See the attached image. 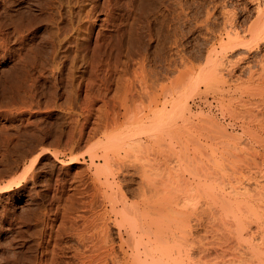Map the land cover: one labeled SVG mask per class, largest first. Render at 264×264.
<instances>
[{
	"label": "rangeland",
	"instance_id": "rangeland-1",
	"mask_svg": "<svg viewBox=\"0 0 264 264\" xmlns=\"http://www.w3.org/2000/svg\"><path fill=\"white\" fill-rule=\"evenodd\" d=\"M260 25L264 26V0H0V185L26 174L21 186L0 194V264H17L19 256V264H25L30 251L37 254L32 264H47L53 257L57 260L50 264H85L75 260L74 249L80 246L68 234L70 223L62 221L68 205L64 198L75 194L72 185L79 186L72 176L87 169L94 174V167L101 165L102 161L90 165L94 144H132L138 139L148 145L157 141L165 149L159 157L160 162L164 159L162 171L157 175L151 169L141 176L129 167L136 164L130 162L133 158L113 155L114 163L124 162L128 170L117 175L119 188L112 190L124 194L126 204L145 209L139 221L152 231L171 226L177 231V243L183 245L189 238L191 225L194 251L189 259L183 252L176 255L179 264H242L248 247L264 245V27ZM252 28L261 30L258 36L257 31L251 35ZM60 39L67 41L62 45ZM91 61L96 64L93 75ZM154 97L159 103L152 101ZM97 111L103 117L109 113L104 118L111 119L104 122ZM156 133L161 135L158 140ZM39 152L44 153L42 159L31 167ZM72 155L78 157L75 163L68 162ZM100 180L97 204L101 205L111 189L103 177ZM81 188L88 192L81 190L84 195L77 194V200L73 196L76 211L68 208L77 225L82 223L80 216L92 214L84 205L90 189ZM243 205L259 215L251 211L253 217ZM100 209L110 210L107 204L95 212ZM234 216L245 224L241 232ZM109 224L115 259L121 262L118 228ZM63 229L67 234H61ZM261 255L264 260V252ZM117 260L114 264L120 263Z\"/></svg>",
	"mask_w": 264,
	"mask_h": 264
},
{
	"label": "bare ground",
	"instance_id": "bare-ground-1",
	"mask_svg": "<svg viewBox=\"0 0 264 264\" xmlns=\"http://www.w3.org/2000/svg\"><path fill=\"white\" fill-rule=\"evenodd\" d=\"M51 1V0H50ZM65 1H67V0H65ZM44 2V1H43ZM50 3V2H49ZM62 4V3H61ZM51 5V4H50ZM39 6V5H38ZM53 6V5H52ZM39 8V7H38ZM50 12V11H49ZM259 12V11H258ZM43 13V12H42ZM91 13V12H90ZM262 14V13H261ZM44 15V14H43ZM49 15V14H48ZM53 15V14H52ZM69 15V14H68ZM49 17V16H48ZM73 17V16H72ZM259 18V17H258ZM44 19V18H43ZM54 19V18H53ZM56 19V18H55ZM89 19H90V17H89ZM94 19H96V18H94ZM49 20V19H48ZM70 20V19H69ZM91 20V19H90ZM49 22V21H48ZM93 22V21H92ZM62 23V22H61ZM228 23V22H227ZM232 23V22H231ZM89 24V23H88ZM255 24V23H254ZM253 24V25H254ZM257 24V23H256ZM256 24H255V26H256ZM90 25H93V24H90ZM231 26V25H230ZM258 26V25H257ZM49 27V26H48ZM57 27V26H56ZM253 27V26H252ZM262 27H264V26H262V25H260V27L259 28H261L262 29ZM46 28V27H45ZM58 28H59V26H58ZM90 28V27H89ZM94 28V27H93ZM234 28V27H233ZM254 28V27H253ZM252 28V29H253ZM258 28V30H256L255 31V29H253V30H249V32L251 33L252 31L254 32H256V34L258 33V31H261L260 29ZM229 29V28H228ZM249 29H251V26H250V28ZM30 31H31V29H29ZM90 30V29H89ZM232 30V29H231ZM264 30V29H263ZM90 32V31H89ZM252 32V33H253ZM55 33V32H54ZM252 33H251V35H252ZM263 33V32H262ZM53 34V33H52ZM89 34V33H88ZM87 35V34H86ZM97 35H99V34H97ZM96 35V36H97ZM228 35V34H227ZM250 35V34H249ZM259 34H257L256 36H258ZM254 36V35H253ZM50 39V38H49ZM52 39V38H51ZM55 39V38H54ZM86 39H88V38H86ZM86 39H85V41H84V44L85 43H87L86 42ZM254 39L256 40V37H254ZM263 39V38H262ZM56 40H58V39H56ZM62 40H64V39H60L59 41H62ZM101 40V39H100ZM50 41V40H49ZM65 41H67V40H64V42ZM97 41V40H96ZM108 41V40H107ZM50 42H52V41H50ZM63 41H62V45H63V43H64ZM98 42L99 41H97V43H96V45H98L97 47L95 46V49H94V51H95V54H96V57L94 58V59H97L98 58V53H100V51H99V47H100V43L98 44ZM117 42V41H116ZM259 42V41H258ZM103 43H105V42H102V44ZM119 43V42H118ZM42 44V43H41ZM61 44V43H60ZM80 44V43H79ZM84 44L82 43L81 44V46L83 47L84 46ZM112 44V43H111ZM35 45V44H34ZM46 45V44H45ZM61 45V46H62ZM90 45V44H89ZM36 46H37V44H36ZM39 46V45H38ZM51 46H53V44L52 45H50V48H51ZM85 46H86V44H85ZM85 46H84V48H85ZM32 47V46H31ZM55 47H56V45H55ZM87 47V46H86ZM115 47H117V46H115ZM121 47V46H120ZM34 48V47H33ZM39 48V47H38ZM53 48V47H52ZM58 48V47H57ZM56 48V49H57ZM81 48V47H80ZM108 48V47H107ZM32 49V48H31ZM30 49V50H31ZM36 49V48H35ZM49 49V48H48ZM60 49V48H59ZM81 49H83V48H81ZM42 50L43 49H41L40 48V50L39 51H41L40 53H42ZM53 50V49H52ZM58 50V49H57ZM86 50V49H85ZM88 50V49H87ZM107 50V49H106ZM110 51H111V49H109ZM36 51V50H35ZM38 51V50H37ZM55 51V50H54ZM53 51V52H54ZM45 52V51H44ZM47 52V51H46ZM49 52H51L50 51V49L48 50V52L47 53H49ZM106 52V51H105ZM104 52V53H105ZM108 52V51H107ZM32 53H34V52H32ZM39 53V52H38ZM38 53H37V55H38ZM39 53V54H40ZM47 53H45V55L47 54ZM58 53V52H57ZM22 54V53H21ZM48 55V54H47ZM52 55V54H51ZM57 55V54H56ZM98 55V56H97ZM104 55V54H103ZM106 55V54H105ZM109 55V54H108ZM18 56H19V54H18ZM34 56V55H33ZM40 56V55H39ZM38 56V57H39ZM93 56V55H92ZM31 57V56H30ZM47 57V56H46ZM57 57V56H56ZM59 57V56H58ZM106 57V56H105ZM35 58V57H34ZM40 58V57H39ZM48 58H50V57H48ZM100 58H101V56H100ZM112 58V57H111ZM38 59V58H37ZM47 59V58H46ZM52 59H56V58H52ZM91 59V58H90ZM89 58H88V60H90ZM93 59V60H94ZM108 58H106L105 60H107ZM40 60H41V58H40ZM51 60V59H50ZM98 60V59H97ZM103 60H104V58H103ZM31 61H33V59L31 60ZM35 61V60H34ZM53 61V60H52ZM56 61V60H55ZM54 61V62H55ZM95 61V60H94ZM19 62H20V60H19ZM21 62H23V60L21 61ZM39 62V61H38ZM47 62V61H46ZM57 62V61H56ZM32 63V62H31ZM37 63V62H36ZM48 63H50V61L48 62ZM87 63H89V62H87ZM95 63H96V61H95ZM94 62H90V64H89V67H91V69H89V71L91 72V74L90 75H93L92 73H93V70H95L96 71V69H93V68H95L94 67V65L96 66V64H95ZM102 63V62H101ZM110 63V62H109ZM19 64V63H18ZM22 64V63H21ZM26 64V63H25ZM24 64V65H25ZM39 64V63H38ZM47 64V63H46ZM51 64V63H50ZM23 65V66H24ZM120 65V64H119ZM123 65V64H122ZM139 65V64H138ZM142 65V64H141ZM23 66H21V67H23ZM41 66V65H40ZM112 66V65H111ZM117 66V65H116ZM25 67V66H24ZM35 67V66H34ZM97 67H98V65H97ZM114 67H115V65H114ZM120 67V66H119ZM19 68V67H18ZM52 68V67H51ZM53 68H54V66H53ZM106 68V67H105ZM108 68V67H107ZM145 68V67H144ZM123 69V68H122ZM125 69V68H124ZM143 70V69H142ZM145 70V69H144ZM20 71V70H19ZM94 71V72H95ZM114 71V70H113ZM116 71V70H115ZM90 72H88V73H90ZM101 72V71H100ZM122 72V71H121ZM140 72V71H139ZM139 72H137V73H139ZM19 73V72H18ZM21 73V72H20ZM120 73V72H119ZM122 73H124V72H122ZM121 73V74H122ZM126 73V72H125ZM128 73V72H127ZM135 73V72H134ZM204 73V72H203ZM22 74V73H21ZM20 74V75H21ZM71 74V73H70ZM95 74V73H94ZM207 74V73H206ZM123 75V74H122ZM121 75V76H122ZM22 76V75H21ZM61 76V75H60ZM89 76V75H88ZM98 76V75H97ZM126 76H127V74H126ZM125 76V77H126ZM63 77V76H62ZM89 77H91V79H92V77L93 76H89ZM88 77V79H89V81H90V78ZM124 77V76H123ZM67 78V77H66ZM95 78H96V76H95ZM120 79H121V77H119ZM127 78V77H126ZM94 79V78H93ZM97 79V78H96ZM113 79H115V78H113ZM119 79V80H120ZM124 79V78H123ZM205 79V78H204ZM109 80V79H108ZM108 80L106 81V82H108ZM119 80H118V82H119ZM128 80V79H127ZM126 80V81H127ZM138 80H140V78L138 79ZM86 81H87V83H88V80L86 79ZM94 81H95V79H94ZM101 81V80H100ZM102 81H104V80H102ZM116 81V80H115ZM147 81V80H146ZM145 81V82H146ZM61 82V81H60ZM121 82V81H120ZM132 82V81H131ZM139 82V81H138ZM86 83V84H87ZM115 83H117V82H115ZM133 83V82H132ZM119 84V83H118ZM117 84V85H118ZM125 84V83H124ZM143 84H145L144 82H143ZM142 84V85H143ZM88 85H89V83H88ZM56 86V85H55ZM106 86V85H105ZM131 86V85H130ZM144 86V85H143ZM88 87V86H87ZM145 87V86H144ZM85 88H86V86H85ZM108 89V88H107ZM129 89H130V87H129ZM141 90H142V88H140ZM175 89H177L176 88V86H175ZM106 90V89H105ZM174 92H175V90H173ZM177 91V90H176ZM89 92H90V90H89ZM107 92V91H106ZM128 93H130V91H128ZM132 93V92H131ZM85 94V93H84ZM163 94V93H162ZM175 94V93H174ZM129 95V94H128ZM132 95V94H131ZM168 95H170V94H168ZM85 96H86V94H85ZM88 96V95H87ZM154 96V95H153ZM163 96V95H162ZM89 97H91V96H89ZM113 97V96H112ZM155 97H156V95H155ZM155 97H154V99H152V101L155 103V104H157V102L159 103V101H157L156 102V99H155ZM111 98V97H110ZM151 98V97H150ZM87 100V99H86ZM158 100V99H157ZM89 101H90V99H89ZM99 101V100H98ZM107 101H111V100H108L107 99ZM113 101H114V99H113ZM84 102V101H83ZM149 102V103H148ZM148 102H147V105L148 104H150V103H152L151 102V99L150 100H148ZM92 102H90V104H91ZM103 103V102H102ZM108 103V102H107ZM106 103V104H107ZM109 103H111V102H109ZM93 104V103H92ZM104 104V103H103ZM154 104V105H155ZM102 105V104H101ZM152 105V104H151ZM104 106V105H103ZM121 106V105H120ZM149 107H150V105H148ZM82 107V106H81ZM113 107V106H112ZM123 107V106H122ZM121 107V108H122ZM147 107V106H146ZM155 107V106H154ZM157 107V106H156ZM110 108V107H109ZM118 108V107H117ZM152 108V107H151ZM84 109V108H83ZM156 109V108H155ZM87 110V109H86ZM90 110H92L91 108H90ZM96 110V109H95ZM110 110V109H109ZM108 110V111H109ZM147 110H148V107H147ZM111 111V110H110ZM114 111H116V110H114ZM113 111V112H114ZM98 113H99V111H97ZM87 113V112H86ZM88 113H90L89 112V110H88ZM87 113V114H88ZM152 113V112H151ZM81 114V113H80ZM83 114V113H82ZM91 114V113H90ZM109 114V113H108ZM108 114H105V115H108ZM114 114V113H113ZM112 114V115H113ZM116 114V113H115ZM96 115V114H95ZM99 116L101 115L100 113L98 114ZM103 115H104V113H103ZM104 115V117L106 118V116ZM116 115H118V114H116ZM150 115V114H149ZM74 116V115H73ZM87 116V115H86ZM71 117V116H70ZM93 117H95V116H93ZM96 117H98V116H96ZM101 117H103L102 115H101ZM103 117V118H104ZM108 117V116H107ZM72 118V117H71ZM104 118V119H105ZM110 117H108V119H109ZM113 119H114V117H112ZM96 119H98V118H96ZM95 119V120H96ZM102 119V118H101ZM100 119V120H101ZM104 119H102L101 121L103 122V120ZM108 119H105L104 120V122L106 121V122H108L107 120ZM111 119V118H110ZM116 119V118H115ZM114 119V120H115ZM86 120V119H85ZM70 121V120H69ZM82 121V120H81ZM148 121V120H147ZM101 122V123H102ZM154 122V121H153ZM96 123V122H95ZM113 123V122H112ZM116 123H118V122H116ZM155 123V122H154ZM157 123V122H156ZM159 123V122H158ZM104 125V124H103ZM102 125V126H103ZM149 125V124H148ZM158 125H160V124H158ZM157 125V127H159ZM98 126V125H97ZM106 126V125H105ZM104 126V127H105ZM144 126V125H143ZM155 126H156V124H155ZM94 127H96V126H94ZM107 127V129H105L106 131L108 130V125L106 126ZM111 127V126H110ZM109 127V128H110ZM149 127V126H148ZM145 128H146V126H145ZM150 128H151V126H150ZM161 128V127H160ZM160 128H159V130H160ZM70 129V128H69ZM97 129V128H96ZM113 129V128H112ZM152 129V128H151ZM90 130V129H89ZM94 130V129H93ZM98 130V129H97ZM118 130V129H117ZM145 130V129H144ZM147 130H150V129H146L145 131H147ZM67 131H69V130H67ZM74 131V130H73ZM105 131V132H106ZM112 131V130H111ZM154 131V130H153ZM70 132H72V131H70ZM75 132V131H74ZM82 132V131H81ZM80 132V133H81ZM114 132H116V131H114ZM67 133V132H66ZM66 133H65V135H66ZM69 133V132H68ZM67 133V134H68ZM92 133V132H91ZM107 133V132H106ZM109 133V132H108ZM107 133V134H108ZM147 133V132H146ZM64 134V133H63ZM73 134H75V133H73ZM82 134V133H81ZM78 135V136H81L82 137V135ZM97 134V133H96ZM104 134V133H103ZM106 134V135H107ZM155 134V133H154ZM157 134V133H156ZM60 135V134H59ZM132 135V134H131ZM130 135V136H131ZM138 134H136V136H137ZM141 135V134H140ZM144 135V134H143ZM146 135V134H145ZM151 135V134H150ZM74 136V135H73ZM89 136V135H88ZM87 136V137H88ZM117 136V135H116ZM128 137V138H132V137ZM160 136V138H161V135H160V133H159V135L157 134V140H158V137ZM60 137V136H59ZM58 137V138H59ZM68 137V136H67ZM77 137V136H76ZM84 137V136H83ZM133 137H135V136H133ZM149 137V136H148ZM152 137H154V135L152 136ZM156 137V136H155ZM70 138V137H69ZM72 138V137H71ZM85 138V137H84ZM88 138H90V137H88ZM104 138V137H103ZM111 138V137H110ZM114 138V137H113ZM121 138H122V136H121ZM125 138H126V136H125ZM137 138V137H136ZM150 138V137H149ZM148 138V139H149ZM60 139V138H59ZM68 139V138H67ZM74 139H75V137H74ZM79 139V138H78ZM116 139V141H117V138H115ZM115 139H113V140H115ZM152 139V138H151ZM70 140V139H69ZM68 140V141H69ZM76 140V139H75ZM85 140V139H84ZM87 140V139H86ZM120 140V139H119ZM118 140V141H119ZM135 140H137V139H135ZM147 140V139H146ZM64 142H66V140H63ZM109 142H110V140H108ZM107 141V142H108ZM112 141V140H111ZM123 141V140H122ZM121 140H120V142H122ZM134 141V140H133ZM84 142V141H83ZM100 142V141H99ZM102 142V141H101ZM104 142V141H103ZM102 142V143H103ZM106 142V143H107ZM114 142V144H112ZM112 143H110V144H112V145H107V144H102V145H98V144H94L95 146H94V150H96V151H93V149L90 147V149H91V154H89L90 155V157H88L89 159H90V165L92 166L93 165V167L95 166V163L97 162V161H102V163H101V165L99 166V167H97L98 165H97V163H96V167H94V169H96V170H94V174L92 173H90V171H89V169H87V171H85V173L84 172H80L79 174H74L73 176H72V182H79V186H76L75 187V185H77V184H74V186L72 185V187L75 189H73L72 191H76V192H72V194L73 193H75V194H73V196L75 197V200H77L76 199V197H77V194H81L80 193V191L81 190H83L84 188H81L80 189V187H83V186H86V188H88L87 186H89L90 188H88V189H90L89 191V193H88V195L90 196V199H87L88 201H87V203H84V205H85V207H87V209H89V211H90V213H92L91 214V217H89V218H86V217H83V216H80L79 217V221H81L82 223H81V225H77L76 223H75V221L73 220L75 217H72L71 218V216H69V214H72V208H73V201H74V197L71 195H69V197H67L68 195H66L65 196V198H64V201H67V204L68 205H66L64 208H65V210H64V208L62 207V209L64 210V212L66 213V215L64 216V214H63V210H62V215L64 216V218L62 219V221L64 220V221H66L67 223H70V225L68 226V234H69V236L70 237H73L76 241L74 242V244L75 243H77L78 244V246H80V248L78 247L77 248V246L75 247V249H74V252H75V254H74V252H73V250H72V252H73V255L75 256V260H76V258H77V260H78V258H79V261H81V262H83V263H85V264H109V262L108 261H110L112 264H114L115 263V260H117V259H115L116 257H115V244L113 243L114 241L111 239V237H110V232H109V226H111L110 224H109V222H112V224L114 225V226H116L117 228H118V239H119V242H118V244H117V247H118V249L120 250V252L122 253V261L120 262V260H117V262L116 263H118V261L120 262L119 264H179V261H178V258H177V256L176 255H178V256H180L179 254H181L180 252H183L184 254H186V258H191V256H192V254H193V251H194V240H193V238H192V227H191V225L188 227L189 229H188V232H187V235L189 236V238H186L185 239V242H183V245L181 244V243H177V240H176V232H174V230H172L171 228V226L170 227H167L166 229H163V230H156V231H152L148 226L146 227L142 222H140L139 220H141L140 219V216H141V214H143L141 217L143 218V216L145 215V213H146V211H145V209L144 208H142V210H141V208H140V210L137 208L138 206L136 205H129V204H126L127 202H126V199L122 196V195H124V194H121V195H118V193L116 192V190H112V188H114L115 189V186H116V188H119V187H117V186H119V185H117L116 184V179H117V175H119L121 172H123L122 171V169H126V170H128L127 168H125V164H124V162H115L114 163V160H116V159H113L115 156H117L118 154H120V153H124L126 156H128V157H131V158H133L132 160H138V164H137V162H134V161H131L130 159V162H133V163H136V164H133V165H130L129 167H130V169L132 168V169H134V171L136 172V173H140V175L142 176V175H144L143 173H146V172H152L151 171V169H155V173L154 174H157V175H159L157 172H160V171H162V170H160L161 168H162V165H163V160L160 162V159H159V157H160V154L165 150H163V147H161L160 146V143L159 142H157V141H152V142H154V144L155 145H148V144H144V142H142V140L141 141H139V139H138V141L136 142L135 141V143L134 142H132V144H129V143H120V145H118V144H115V141H113ZM68 143V142H67ZM66 143V144H67ZM79 143V142H78ZM146 143V142H145ZM149 143V142H148ZM158 143V144H157ZM69 144H71V143H69ZM80 144V143H79ZM72 146V145H71ZM98 146V147H97ZM78 147H80V146H78ZM89 147V146H88ZM76 148H77V146H76ZM97 148V149H96ZM71 149V147H69V150ZM78 149V148H77ZM89 149V148H88ZM89 149V150H90ZM175 150V147H171V148H169V150ZM68 150V151H69ZM79 150V149H78ZM162 150V151H161ZM67 151V150H66ZM65 151V152H66ZM88 151V150H87ZM46 152H48V151H46ZM56 152V151H55ZM89 152V151H88ZM87 152V153H88ZM89 152V153H90ZM49 153V152H48ZM93 153V154H92ZM44 153H40L39 152V154L38 153H36V157H31V158H33L34 160H32V164H31V167H33V165L37 162V159H39V158H41L42 159V157H40V156H42ZM57 154V153H56ZM55 153H53V156L52 157H54V158H57V155H56ZM116 154V155H115ZM51 155H52V153H51ZM79 155H81V154H79ZM78 155V156H79ZM88 155V154H87ZM88 155V156H89ZM113 155H114V157H113ZM152 155V156H151ZM153 155H154V157H156L157 159L155 160V158L153 159V158H150L149 156H151V157H153ZM162 156V158H163V156H164V154L162 153L161 154ZM77 156V155H76ZM76 156H73L72 155V157H69V161L68 162H70V163H75L76 161H78V157H76ZM46 157V156H45ZM147 157L148 158H150V159H147ZM117 158H118V156H117ZM144 159H147V160H145L144 161ZM153 159V160H152ZM27 160V159H26ZM117 160H119V159H117ZM140 160H142V161H140ZM40 161V160H39ZM38 161V162H39ZM120 161V160H119ZM150 161V162H149ZM152 161V162H151ZM156 163H155V162ZM66 163V162H65ZM89 165V166H90ZM147 165V166H146ZM155 165V166H154ZM64 167V166H63ZM147 167V168H146ZM29 168H30V165H29ZM36 168V167H35ZM164 168V167H163ZM30 169H32V168H30ZM30 169H28V171H30ZM37 169V168H36ZM84 169H86V168H84ZM59 170V169H58ZM81 170V169H80ZM79 170V171H80ZM91 170V169H90ZM160 170V171H159ZM164 170V169H163ZM82 171V170H81ZM47 172V171H46ZM75 172V171H74ZM77 172V171H76ZM133 172V171H132ZM134 173V172H133ZM142 173V174H141ZM22 174V173H21ZM25 174V173H24ZM37 174V173H36ZM123 174V173H122ZM26 175V174H25ZM25 175L24 176H22L21 178H17V179H10V181L8 182V183H6V184H4V185H0V194L1 193H5V192H8V191H10V190H12L13 188H15V187H18V186H21V184H22V182L24 181V180H26L25 179ZM31 175V174H30ZM86 175V176H85ZM135 175V174H134ZM122 176V175H121ZM86 177V178H85ZM103 177V181H104V179H105V181L110 185H108V187H110V188H108V189H111L110 191V195L108 196V195H105L103 192L101 193L102 195H105V196H107V197H102L103 198V200L101 199V205L105 208L106 207V205L108 204V206H109V208H110V210H106V209H102V212H101V209H100V211H98L99 213H97V211L95 212V210L97 209V207L99 206V207H101V205L100 204H97V201L98 200H100V198L97 196V195H100L99 194V182L98 181H101L100 179ZM28 178V177H27ZM30 178V177H29ZM125 178V177H124ZM71 181V180H70ZM88 181V182H87ZM126 181V180H125ZM65 182H66V180H65ZM69 182V181H68ZM60 183V182H59ZM62 184H63V182H61ZM61 183H60V185H61ZM71 182H69V184H70ZM88 183V185H86ZM98 183V184H97ZM101 183H102V181H101ZM24 184V183H23ZM50 185V184H49ZM59 185V186H60ZM154 185V184H153ZM71 186V185H70ZM112 186V187H111ZM61 187V186H60ZM64 187V186H63ZM50 188V187H49ZM70 188V187H69ZM106 189V188H105ZM55 190V189H54ZM118 190V189H117ZM62 191V190H61ZM84 191V190H83ZM53 192V191H52ZM85 193L86 192H88V190L87 191H84ZM71 193V192H70ZM83 193V192H82ZM60 195V194H59ZM84 194H81V196H83ZM53 196V195H52ZM62 196H63V192H62ZM80 196V195H79ZM86 196V195H85ZM84 196V197H85ZM125 196V195H124ZM67 197V198H66ZM83 197V198H84ZM99 199H98V198ZM51 198V197H50ZM54 198V197H53ZM60 198V197H59ZM62 198V197H61ZM80 198V197H79ZM87 198V197H86ZM85 198V199H86ZM65 199H67V200H65ZM176 200H177V198H176ZM175 200V201H176ZM223 200V199H222ZM225 200V199H224ZM224 200H223V202H224ZM174 201V200H173ZM175 201H174V203H175ZM53 202V201H52ZM75 202V201H74ZM86 202V201H85ZM99 202V201H98ZM226 203H227V201H225ZM224 202V203H225ZM65 203V202H64ZM63 203V204H64ZM77 203V202H76ZM79 203H81V201L79 202ZM66 204V203H65ZM64 204V205H65ZM136 204V203H135ZM176 205H177V203H175ZM79 205H81V204H79ZM98 205V206H97ZM168 205H170L169 207H167L166 209H164L166 212L167 211H169L170 209H171V204L169 203ZM58 206V205H57ZM63 206V205H62ZM244 206V205H243ZM55 207V206H54ZM69 207H71V211L69 212ZM77 207V206H76ZM244 207H247V208H244ZM243 208H244V210L245 211H247V213H250L251 211L253 212V213H255L253 210V208H251L250 206H248V205H246V206H244ZM249 207V208H248ZM227 208H230V206H228ZM242 208V207H241ZM74 210H75V206H74V208H73ZM99 209V208H98ZM233 208H231L230 210H232ZM247 209V210H246ZM253 209V210H252ZM60 210V209H59ZM52 211V210H51ZM76 211V210H75ZM75 211H73V212H75ZM226 211H229L228 209H226L225 210V213H226ZM82 212V211H81ZM143 212V213H142ZM234 212V211H233ZM232 212V213H233ZM241 212H242V210H241ZM244 212V211H243ZM242 212V213H243ZM250 213V214H252V216H253V213ZM78 213H80V212H78ZM230 213V212H229ZM85 214V213H84ZM256 214V213H255ZM254 214V215H255ZM61 215V216H62ZM76 215V214H75ZM247 215V214H246ZM249 215V214H248ZM247 215V216H248ZM259 214H256V216H258ZM73 216V215H72ZM90 216V215H89ZM247 216H245V217H247ZM77 218H78V216H76ZM235 218H237L236 216H234ZM243 217V216H242ZM242 217H241V219H242ZM244 217V218H245ZM254 217V216H253ZM246 219V218H245ZM73 220V221H72ZM75 220H78V219H75ZM191 220V219H190ZM240 217H238L237 218V228H238V230L240 229V232L244 229V225L242 224V221L243 220H240ZM244 221H246V220H244ZM65 222V223H66ZM77 222V221H76ZM40 223V222H39ZM55 223V222H54ZM57 223V222H56ZM60 224L62 225V226H66V225H64V223L62 224L61 222H60ZM60 224H59V227H60ZM79 224H80V222H79ZM112 225V226H113ZM62 226H61V229H60V232H61V230H62ZM50 227H51V225H50ZM59 227H58V229H59ZM63 227V228H64ZM66 228V227H65ZM243 228V229H242ZM56 229V228H55ZM41 230V229H40ZM187 230V229H186ZM65 230L63 229V233H61V234H64V233H66V231L64 232ZM39 232V231H38ZM57 233L59 234H56V235H58V237L60 236V233L57 231ZM67 234V233H66ZM182 234V233H181ZM30 235H32V233L30 234ZM39 235V234H38ZM49 235V234H48ZM54 235V234H53ZM55 235V236H56ZM37 236V235H36ZM52 236V235H51ZM65 236V235H64ZM178 236V235H177ZM191 236V237H190ZM13 238V237H12ZM53 238V237H52ZM57 238V237H56ZM56 238H54L53 239V242L56 240ZM36 239V238H35ZM45 239H46V237H45ZM48 239V238H47ZM72 239V238H71ZM11 240V239H10ZM52 240V239H51ZM58 240H61V237H59V238H57V242H58ZM71 241V240H70ZM46 242V241H45ZM49 242V241H48ZM56 242V241H55ZM65 242V241H64ZM38 243V242H37ZM40 243V242H39ZM43 243V242H42ZM73 243V242H72ZM41 244V243H40ZM53 244V243H52ZM56 244V243H55ZM73 244V245H74ZM181 244V245H180ZM49 245H50V243H49ZM48 245V246H49ZM63 245V244H62ZM71 246H72V244H70ZM76 245V244H75ZM11 246V245H10ZM34 246H36V247H38V244L37 245H34ZM33 246V247H34ZM41 246H45V245H42L41 244ZM40 246V247H41ZM46 246H47V244H46ZM66 246V245H65ZM71 246H69V247H71ZM181 246H182V248H183V251H182V249H181ZM7 247H9V246H7ZM32 247V248H33ZM42 247V248H43ZM50 247V246H49ZM52 247H54V245L53 246H51V248ZM57 247V246H56ZM59 248H61V246H60V244H59V246H58ZM68 246H67V248H69ZM73 247V246H72ZM46 248V247H45ZM44 248V249H45ZM55 248V247H54ZM63 248V247H62ZM61 248V249H62ZM29 250H34L35 248H33V249H31V247L30 248H28ZM36 249H38V248H36ZM40 249V248H39ZM43 249V250H44ZM66 249V248H65ZM47 250V249H46ZM50 250H52V249H50ZM56 250H58L57 248H56ZM70 250V249H69ZM68 250V251H69ZM204 250V249H203ZM37 251V250H36ZM54 253H56L55 252V250H52ZM51 251V252H52ZM31 252V251H30ZM29 252V257H25L24 258V260L23 261H25L26 260V258H28L27 260H26V262H25V264H32V260L34 259V256H35V259H36V253H35V251H34V254H36V255H33L32 253L33 252H31L30 253ZM42 252H44V251H42ZM50 252V251H49ZM49 252L47 253V254H49ZM52 252V253H53ZM61 252V251H60ZM119 252V253H120ZM264 252V245H262V246H259V245H253V246H250V247H248L247 248V251L244 253V258L242 259V264H264V260H263V257H262V253ZM44 253H46V252H44ZM59 253V252H58ZM70 253V252H69ZM46 254V255H47ZM60 254H62V253H60ZM21 255V254H20ZM40 255H42L41 253H40ZM45 255V254H44ZM45 255V256H46ZM53 255V254H52ZM55 255V254H54ZM175 255V256H174ZM13 256H14V253H13ZM22 256H25L24 254L22 255ZM21 256V257H22ZM60 256V255H59ZM72 256V255H71ZM47 257V256H46ZM50 257H52L51 256V254H50ZM49 257V258H50ZM66 257V256H65ZM13 258V257H12ZM19 258H20V256H19ZM18 258V259H19ZM38 258H42V257H39L38 256ZM44 258V257H43ZM48 258V257H47ZM57 258V257H56ZM74 258V257H73ZM14 259V258H13ZM18 259H15L14 261L17 263V264H19V263H22V261L20 260V262L18 261ZM21 259V258H20ZM34 259V260H35ZM45 259V258H44ZM53 259V262L55 261V260H57V259H54V257L53 258H51V260ZM119 259V258H118ZM121 259V258H120ZM38 260V259H37ZM39 260H41V259H39ZM48 260V261H47ZM47 260H45V262L44 263H46V261H47V264L49 263V261H51V260H49V259H47ZM74 260V259H73ZM191 260V259H190ZM43 261V260H42ZM79 261H78V263H79ZM34 262V261H33ZM56 262V261H55ZM65 262V261H64ZM12 263V262H11ZM39 263V262H38ZM37 263V264H38ZM42 263V262H41ZM51 263V262H50ZM49 263V264H50ZM63 263V262H62ZM77 263V262H76ZM34 264V263H33ZM36 264V263H35ZM40 264V263H39ZM53 264H55V263H53ZM64 264V263H63ZM70 264V263H69ZM73 264V263H72ZM80 264H82V263H80Z\"/></svg>",
	"mask_w": 264,
	"mask_h": 264
}]
</instances>
